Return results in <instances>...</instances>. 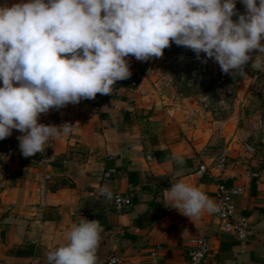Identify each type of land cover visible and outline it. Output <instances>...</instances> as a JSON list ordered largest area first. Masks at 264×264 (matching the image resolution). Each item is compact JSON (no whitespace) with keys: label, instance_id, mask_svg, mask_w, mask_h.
<instances>
[{"label":"crops","instance_id":"1","mask_svg":"<svg viewBox=\"0 0 264 264\" xmlns=\"http://www.w3.org/2000/svg\"><path fill=\"white\" fill-rule=\"evenodd\" d=\"M18 2L0 0V6ZM126 59L132 75L117 81L112 94L41 114L39 123L73 125L67 136L48 141L44 161L41 153L21 154L22 133L15 129L0 140V264H46V252L65 243L82 217L103 224L98 264L111 256L121 264H188L187 249L200 238L210 250L206 264H264V131L249 136L246 130L249 120L264 118V71L249 66L236 78L218 135V124L206 111L187 123L188 111H199L206 95L174 89L160 58ZM131 81L136 86L130 91ZM245 142L254 146L252 154ZM223 151L220 171L216 163ZM173 153L183 157L182 165ZM200 165L210 175L198 174ZM181 180L213 201L219 184L240 188L232 200L250 223L247 240L220 230L213 213L205 211L193 222L171 208L163 191ZM105 185L113 197L130 196L132 206L116 211L113 200L99 195ZM185 229L189 234L183 239ZM22 248L32 254L16 255Z\"/></svg>","mask_w":264,"mask_h":264},{"label":"clouds","instance_id":"2","mask_svg":"<svg viewBox=\"0 0 264 264\" xmlns=\"http://www.w3.org/2000/svg\"><path fill=\"white\" fill-rule=\"evenodd\" d=\"M240 3L243 13L237 0H20L0 6V140L15 129L25 158L43 153L73 125L39 123L41 114L112 94L117 81L132 75L127 57L159 59L173 43L197 59H213L233 77L245 76L249 64L264 71V0ZM172 159L184 163L179 154ZM98 191L113 200L107 185ZM163 196L193 222L205 211H220L182 180ZM102 232L99 220L82 217L65 243L46 252V264H98ZM188 234L181 233L183 239Z\"/></svg>","mask_w":264,"mask_h":264},{"label":"built area","instance_id":"3","mask_svg":"<svg viewBox=\"0 0 264 264\" xmlns=\"http://www.w3.org/2000/svg\"><path fill=\"white\" fill-rule=\"evenodd\" d=\"M181 69H178L180 72ZM202 72L205 73V66L202 67ZM206 79H210L206 77ZM206 83V82H205ZM136 86L135 81H131L129 83V90L131 91ZM222 101L218 100L215 103L214 108L207 109L203 104L200 110L191 109L188 111L187 115V123L194 124L198 119L200 112H208L212 119L218 124L216 129V133L218 135L221 134V124L222 120L225 118L224 116V108L221 106ZM246 130L249 136H253L256 133H260L264 131V118L261 116H256L252 120H249L246 125ZM243 148L248 154H252L254 152V146L251 143L245 142L243 143ZM41 161L45 160L44 152L41 153ZM148 160L151 159L150 155L146 156ZM226 151H223L216 163V168L220 171L223 170L226 164ZM198 174H207L210 175V170L205 165H200L198 168ZM252 177H255V174H251ZM48 179L49 177L46 176ZM242 193V190L237 187H227L224 184H219L217 186V190L214 196V202L220 208V211L217 213H213L214 218L217 221V224L220 230L230 233L236 240L245 241L247 240L250 232V223L248 218L244 215L237 213L235 211L234 203L232 197L236 194ZM119 198L117 202L116 198ZM132 200L130 196L116 194L113 197V206L116 211L124 212L128 210L132 206ZM193 246H189L187 249V261L188 264H206L209 256V246L208 242L205 238H200L194 241ZM102 264H121L120 259L111 256L102 262Z\"/></svg>","mask_w":264,"mask_h":264},{"label":"rangeland","instance_id":"4","mask_svg":"<svg viewBox=\"0 0 264 264\" xmlns=\"http://www.w3.org/2000/svg\"><path fill=\"white\" fill-rule=\"evenodd\" d=\"M238 11H245L244 5L237 0ZM238 19V17H233ZM159 66L167 69V75L171 79L172 86L183 95L202 94L207 99L203 103L207 109L214 108L218 100L222 101L224 116L228 115L230 105L235 95V80L240 75L225 74L220 66L213 59L202 56L197 59L194 52L189 49L177 46L173 43L164 50V56L159 60ZM205 66V73L202 67ZM249 65L245 66L247 72ZM178 69H181L178 72ZM209 77L210 79H206ZM206 82V84H205ZM208 83V85H207Z\"/></svg>","mask_w":264,"mask_h":264},{"label":"trees","instance_id":"5","mask_svg":"<svg viewBox=\"0 0 264 264\" xmlns=\"http://www.w3.org/2000/svg\"><path fill=\"white\" fill-rule=\"evenodd\" d=\"M238 4H236V8L238 9ZM235 82V81H234ZM206 84V83H205ZM207 85H208V83H207ZM132 174L131 173H129V176H131ZM263 211V210H262ZM103 223V222H102ZM103 225V224H102ZM27 254H29V255H31L32 254V252L31 251H29L28 249H25V248H22V249H17L16 250V255H27Z\"/></svg>","mask_w":264,"mask_h":264}]
</instances>
